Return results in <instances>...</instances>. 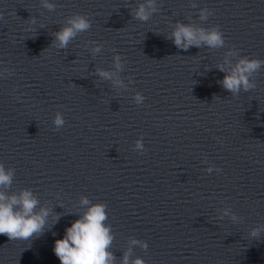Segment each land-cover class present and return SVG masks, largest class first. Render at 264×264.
Masks as SVG:
<instances>
[{"label":"water","instance_id":"water-1","mask_svg":"<svg viewBox=\"0 0 264 264\" xmlns=\"http://www.w3.org/2000/svg\"><path fill=\"white\" fill-rule=\"evenodd\" d=\"M50 2L54 11L41 0H0V163L15 169L0 190L29 188L36 211L51 210L39 237L0 235V264H61L55 241L87 211L82 197L107 205L116 264L129 248L130 264H264V231L250 236L264 230V66L257 87L238 96L217 68L233 47L264 60V0H157L147 22L133 17L143 0ZM76 13L91 29L67 49L51 46ZM177 22L219 25L225 47L178 49L168 38ZM93 41L103 44L95 56ZM116 54L124 87L95 74L116 71Z\"/></svg>","mask_w":264,"mask_h":264},{"label":"clouds","instance_id":"clouds-1","mask_svg":"<svg viewBox=\"0 0 264 264\" xmlns=\"http://www.w3.org/2000/svg\"><path fill=\"white\" fill-rule=\"evenodd\" d=\"M43 8L54 11L56 4L50 0H41ZM193 4V7H196ZM158 11L157 0H143L133 12V17L139 21L147 22L154 13ZM212 12L208 8L199 11V19L206 21ZM3 13H0V19ZM31 23H36V18H31ZM92 27L91 20L84 14L76 13L66 19V23L59 31L54 33V41L51 46L57 49H67L69 44L81 33L89 31ZM178 49L187 51L191 47H207L209 49L224 48L226 38L216 25L211 28L194 27L191 23L177 22L175 28L168 37ZM94 47L91 48L93 56L99 54L103 49V44L92 42ZM239 55V50L231 48L224 63L218 64L217 68L225 73L224 78L219 81L222 87L229 91L233 96H238L241 91L249 92L257 87L254 74L258 73L264 60L258 58H249L240 56L232 64L228 59L230 56ZM113 65L116 71L98 68L96 75L103 80L112 81L114 85L124 87V82L118 77L117 72L123 71L124 62L119 54L114 55ZM231 65V67H226ZM115 77V78H114ZM145 97L142 93L137 92L134 96L136 104H142ZM57 129L65 125V119L61 112H57L53 121ZM134 150L143 153L145 145L143 138L137 139ZM220 172L219 168L208 169V172ZM15 176L14 168H6L0 163V189H10ZM81 204L88 206L87 211L76 219L70 227L66 228V234L63 239L55 241L54 252L59 258L61 264H116V256L111 251L114 235L112 234L111 225L105 222L108 219L107 205L105 203L93 204L87 197H82ZM40 200L35 193L29 189H22L19 193H11L0 190V235H6L10 240H31L34 237L42 235L47 228L48 218L51 210L41 207ZM228 211L225 215H228ZM231 218L235 222L243 220V217L231 213ZM60 219L57 214L56 222ZM262 229L253 228L250 236L258 238ZM133 246L140 245L145 250L149 245L146 241L133 239ZM132 249L129 248L123 255L122 264H130V255ZM131 264H146L145 260L136 257Z\"/></svg>","mask_w":264,"mask_h":264}]
</instances>
